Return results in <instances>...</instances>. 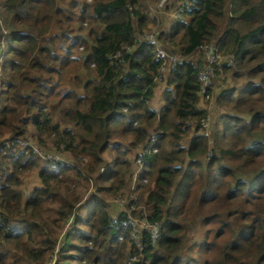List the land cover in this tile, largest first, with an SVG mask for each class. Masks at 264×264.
<instances>
[{
    "label": "trees",
    "instance_id": "trees-1",
    "mask_svg": "<svg viewBox=\"0 0 264 264\" xmlns=\"http://www.w3.org/2000/svg\"><path fill=\"white\" fill-rule=\"evenodd\" d=\"M184 1L165 26L145 0H0V264H50L58 244L55 264H264V0ZM154 30L184 56L159 110ZM202 44L234 59L215 64L210 137ZM31 126L68 162L21 150ZM109 195L144 203L161 237L144 229L140 250Z\"/></svg>",
    "mask_w": 264,
    "mask_h": 264
},
{
    "label": "built area",
    "instance_id": "built-area-1",
    "mask_svg": "<svg viewBox=\"0 0 264 264\" xmlns=\"http://www.w3.org/2000/svg\"><path fill=\"white\" fill-rule=\"evenodd\" d=\"M184 7H185V4H181V5L177 6L175 8V11L172 13L173 16L176 18L181 17L183 19V17L181 16V11H182V9H184ZM157 36H158V31L154 30L152 33H146L144 35H141L140 39L150 40L152 43H154L156 45L157 57L163 60L162 65H161V72L163 74L165 73V75H167L170 73L171 69H174L176 64L179 63L184 58V56L179 51L169 52L165 48L161 47L157 41ZM197 55L201 56L202 61H203V66L201 67L200 72H199V79L201 81V93L208 100H210V97L212 94L210 95V93H208V91H209V88L211 86H213L214 77H215V64H218L224 60L233 62L234 59H233V57L226 58L227 56L223 55L221 53L219 46L216 44H202V45H200L198 47L197 54L195 56H197ZM2 60H3V52H0V63L2 62ZM1 71L2 70L0 67V75L2 73ZM159 79H161V77H159ZM209 122H210V114H208L207 118L204 120V122H203L204 126L208 127ZM157 138H158V136H154L149 147L144 148L143 152L148 153L152 150L154 152H156L158 149L154 148L155 147L154 145H155ZM18 142H20V145L22 147L21 150L27 149L28 147L32 146L31 141L28 138L26 139V141H24V139H20V140H18ZM39 146L42 149H44L41 145H39ZM34 150H35V148L32 149V151H34ZM45 150H48V149H45ZM45 150H42V151H45ZM42 151L39 152V153H41V155H42ZM46 152L47 153L42 155L44 160H49V161H54V162L60 161L62 163L68 162V159L66 158V156H64L59 151L48 150ZM145 162H146L145 158H138V160H137V172H139V173H137V172L135 174L133 173V177L135 179L133 181V184H132L133 189L136 188V178L138 179L139 175L143 171ZM106 168H107V165L104 164L101 167V171H104ZM116 196L120 197L119 195H116ZM120 199H124V197H120ZM125 204L126 203L121 202L117 206H124ZM135 209H136V211L139 210L138 216H136V214L133 213V211L131 209L128 212V215L131 216L130 222L132 224L131 237L134 240V242L136 243V245L139 247V249L142 250L143 249V243L141 240H142L143 230L144 229L148 230L151 234L152 241L156 242L161 237L162 224L160 222L149 221V214L150 213H149V210L146 206L137 205L134 207V210ZM70 223L71 222H69L68 225H70ZM123 238L124 237L122 236L121 239H123ZM58 249H59V244L56 246V248L54 250V255H53V258L51 259L50 264H55ZM135 259H136L135 256H131L127 259V263L132 264V262Z\"/></svg>",
    "mask_w": 264,
    "mask_h": 264
},
{
    "label": "rangeland",
    "instance_id": "rangeland-1",
    "mask_svg": "<svg viewBox=\"0 0 264 264\" xmlns=\"http://www.w3.org/2000/svg\"><path fill=\"white\" fill-rule=\"evenodd\" d=\"M146 1V3H147V7H148V9H149V13L151 14V15H154V16H156V15H161V20H162V25H165V26H169V23L168 22H165V17H164V15H163V13H165V16H168V18H170L169 17V15H168V13L167 12H171V13H173L174 11H175V4H176V2L178 1V0H168L167 2H165V3H161L162 2V0H145ZM173 2H174V4H173ZM168 4V3H170V8H169V10H167L166 8H165V4ZM163 11V12H162ZM167 14V15H166ZM189 17H187L186 18V20L188 19ZM172 19H176V17H172ZM170 20V19H169ZM170 23H171V21H170ZM228 79L226 80V79H224V82H222V84H223V86L221 87V88H223V89H229L231 86H233V82L231 81V79L229 78V77H227ZM166 88H167V80L165 81V80H163V81H160L159 82V84H158V86L156 87V90H155V95H154V97L152 98V100H151V106L153 107V108H155V109H160L161 107H162V105H163V94H164V91L166 90ZM217 92V91H216ZM217 94V93H216ZM216 94H212L211 95V97H210V100H208L205 96H203V105L205 106V107H208V108H210V110H211V114L212 115H210V122H209V125H208V132H207V130L205 129V132H206V134L210 137L211 136V129H212V126H211V124H212V117H213V112L215 111V109H216V107H217V105H216ZM208 100V101H207ZM217 119V118H216ZM36 129H35V127L34 126H31V128H30V130H28L27 132H28V134L30 133V135L27 137L30 141H31V149H34L35 148V152H36V154L38 155V157H40L41 158V160H44V158L42 157V155H44L45 153H47L46 151H48L49 149H55V148H47V146L45 147L44 145H42L41 143H39V142H37L35 139H34V137H33V133L32 132H34ZM210 131V132H209ZM24 141H26V139H24ZM124 142V141H123ZM126 142H127V140H126ZM41 145L44 149H42L39 145ZM45 149H48V150H45ZM42 150H45V151H42ZM40 151H42V155H41V153H39ZM136 152V151H135ZM107 157H110L111 156V150H107ZM45 161V160H44ZM135 163V162H134ZM137 172V168H136V170H135V172H134V174ZM137 173H139V172H137ZM35 180H36V178H35ZM34 179H32L31 181L33 182V181H35ZM135 179H134V177L132 178V180H131V183L130 184H128L127 185V187H126V189H125V195H127L128 194V192L130 191H132L133 190V188H132V184H133V181H134ZM137 181H138V179L136 178V184H137ZM147 181V180H146ZM31 183V182H30ZM28 186L27 185H25V187H24V189H25V191L26 190H28ZM92 188H89L88 190H87V193L89 192L90 193V191H92L91 190ZM107 201H108V203L110 202V204H111V211H114V212H116V211H119L120 209H126L127 210V212H129L130 211V209L128 208V207H126V204L124 205V206H117L118 204H120L121 202H123V203H127V197L125 196L124 197V199H120V197H117L116 195H109V196H107ZM91 205H92V203L91 202H87L86 203V206H85V210L87 211V213L89 212V210H90V208H91ZM139 206H145V204L144 203H142V204H138ZM117 209H116V208ZM67 226H68V224H67Z\"/></svg>",
    "mask_w": 264,
    "mask_h": 264
},
{
    "label": "crops",
    "instance_id": "crops-1",
    "mask_svg": "<svg viewBox=\"0 0 264 264\" xmlns=\"http://www.w3.org/2000/svg\"><path fill=\"white\" fill-rule=\"evenodd\" d=\"M185 3V1L184 0H178L177 2H176V4H175V7H177V6H179V5H181V4H184ZM170 4V3H169ZM173 4H174V2H173ZM168 13V15H169V19L170 20H172V17H173V14L169 11V12H167ZM212 115V114H211ZM31 183H32V181H31ZM31 183L29 184V187L31 186Z\"/></svg>",
    "mask_w": 264,
    "mask_h": 264
},
{
    "label": "clouds",
    "instance_id": "clouds-1",
    "mask_svg": "<svg viewBox=\"0 0 264 264\" xmlns=\"http://www.w3.org/2000/svg\"><path fill=\"white\" fill-rule=\"evenodd\" d=\"M169 74H167L166 76H165V80H166V77L168 76ZM159 80H161V79H159ZM155 136H157V135H155ZM55 162H57V161H55ZM140 176V175H139ZM136 186H137V184H136ZM29 189V188H28ZM134 190V189H133ZM27 191V190H26ZM25 191V192H26Z\"/></svg>",
    "mask_w": 264,
    "mask_h": 264
}]
</instances>
